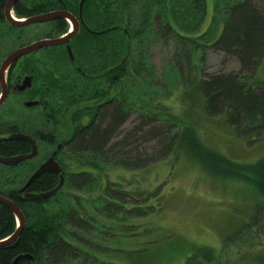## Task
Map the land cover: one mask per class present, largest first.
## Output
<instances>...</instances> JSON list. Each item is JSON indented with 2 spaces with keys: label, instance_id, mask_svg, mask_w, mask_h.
I'll return each mask as SVG.
<instances>
[{
  "label": "trees",
  "instance_id": "trees-1",
  "mask_svg": "<svg viewBox=\"0 0 264 264\" xmlns=\"http://www.w3.org/2000/svg\"><path fill=\"white\" fill-rule=\"evenodd\" d=\"M215 5L218 14L225 12L224 29L215 36L210 34V29L208 32L209 27L201 31L197 37L202 39L207 35L206 43L191 45V48L201 49L203 59L206 48L212 46L235 58L240 66L237 70L222 69L211 73L200 67L202 74L199 79L195 77L194 87L204 101L201 102L206 112L212 115L226 112L229 123L244 134L252 133L253 129L262 132L264 80L257 79L255 74L256 84L250 87L247 78L258 70L264 57V0H225L216 1ZM204 18L199 16L200 22ZM172 28L169 23L167 32L171 33ZM199 29L203 30L200 24ZM174 33L196 39L178 31ZM208 41L212 43L207 44ZM144 45L120 44L117 77L106 70L92 76L95 86L88 95L83 94L82 110L69 113L71 124L83 118V125L78 124L83 131L70 148L71 158L63 161L64 184L51 197L22 198L19 206L26 224L16 243L0 245V264H150L151 261L144 259L150 251V242L144 238L146 227L133 224L132 220H139L161 207L160 186L151 190L133 189L132 192L109 175L114 164L123 169H139L157 161L155 154L145 155L137 149L126 148L130 147L131 139L136 137L134 142L138 141L137 135L141 132L159 140L160 152L170 154L178 143L203 168L210 166L217 172L205 170L245 180L264 197V157L249 163L229 157L221 159L220 152L207 146L192 124H186L187 121H181L176 113L166 110L164 104L170 105L164 102L159 90H154L149 99L142 97V93L148 92L146 87L152 90L159 84L154 81V66L145 54ZM176 79L182 82L179 67L173 63L170 85L174 86ZM136 112L149 119L142 120L143 123L116 139L121 133L118 130ZM156 121L164 125H153ZM146 125H151L149 131ZM18 150L16 143L0 144V152L4 154ZM127 153L132 155L127 156ZM57 184L58 176L45 172L33 180L30 189L42 192ZM136 190L139 195H135ZM4 195L11 198L7 192ZM153 197H156L153 202H146ZM52 204L57 207L51 208ZM16 225L12 209L0 202V240L14 232ZM132 240L134 246L127 248ZM200 248L195 247L186 256V264H217L212 249ZM21 254H30L33 259L22 257L14 262Z\"/></svg>",
  "mask_w": 264,
  "mask_h": 264
},
{
  "label": "rangeland",
  "instance_id": "rangeland-1",
  "mask_svg": "<svg viewBox=\"0 0 264 264\" xmlns=\"http://www.w3.org/2000/svg\"><path fill=\"white\" fill-rule=\"evenodd\" d=\"M174 4H178L181 10H189L184 2ZM151 6L153 10L155 7ZM223 18L218 12L209 11L206 15L204 24L205 27L210 25L208 32L210 29L211 35L220 34L224 29ZM194 19L195 15L176 17L177 26L183 30L180 33L193 36L199 32V36L201 29L198 32L185 31L193 24ZM148 29L140 35L147 41L144 45L145 54L154 66V81L157 80L159 84L152 90L146 87L148 92L142 93V97L149 99L154 90H159L164 102L170 105L164 104V107L168 108L166 110L176 113L181 121H187L186 124H192L206 145L220 152L221 159L229 157L241 163H249L264 157V129L262 132L253 129L252 133L244 134L229 123L226 112L219 115L206 112L204 101L200 98L197 87H194L195 79H199L202 74L200 67L209 73L222 69L237 70L239 62L212 46L206 48L205 58L201 59V49L191 47L206 43L204 40L207 35L202 39L192 40L178 33L175 35V28L169 33L167 28V33L164 31L160 37V33H156L157 28ZM92 38L98 39L96 36ZM88 41L87 35L83 34V59L87 55V60L83 61V70L88 75L83 74L82 88L83 94L86 92V95L95 86L92 76L98 74L103 66V63L101 66L96 60L100 57L101 48L96 44H88ZM109 46L110 50L113 47L119 50L120 44ZM173 63L178 65L182 79V82L180 79L173 81L175 87L170 85ZM172 71L176 72V69L172 68ZM255 74L257 79L264 80V57L258 70L247 78L250 87L256 84ZM177 83L178 85H175ZM148 119L149 117L141 115L140 112L133 113L118 130L121 133L116 139L122 138L135 126L143 123L142 120ZM156 124L164 125L161 121H156L153 125ZM151 125H146L147 131ZM137 136L138 141L134 142L136 137L131 139L130 147L126 148L135 151L137 149L145 155L155 154L157 161L139 169H123L114 164L109 175L112 180L122 183L128 190L132 189V192L133 189L151 190L160 186L161 207L139 220H132L133 224L146 227L147 234L144 238L146 242H150V251L148 258H144L145 261H151L150 264H186V256L199 246L200 249H212L217 264H264V197L254 185L237 177L207 171L217 172L211 170L210 166L203 168L178 143L170 154H164L167 151L160 152L161 144L159 145L157 138L154 139L144 132ZM128 155L132 154L127 153ZM137 190L134 191L135 195L140 194ZM155 198H148L146 202L151 203ZM130 199L132 200L129 197ZM52 207L57 205L52 204ZM133 246L132 240L127 248Z\"/></svg>",
  "mask_w": 264,
  "mask_h": 264
},
{
  "label": "flooded vegetation",
  "instance_id": "flooded-vegetation-1",
  "mask_svg": "<svg viewBox=\"0 0 264 264\" xmlns=\"http://www.w3.org/2000/svg\"><path fill=\"white\" fill-rule=\"evenodd\" d=\"M216 1L225 0H16L10 12L17 18L54 16L19 26L7 17L8 0H0V144L11 142L20 148L0 155L33 154L16 163L0 160V193L7 192L11 198L7 197L20 205L22 198L35 192L30 189L33 181L23 188L28 179L51 157L59 162L65 177L63 161L71 158L70 148L83 131L78 127L83 125V118L72 124L69 119L71 111L83 108V74L88 75L83 70L87 60V55L83 59V34L88 44L101 48L96 59L101 66L103 63L100 72L112 71L117 77L119 53L114 47L110 50L109 44H146L140 34L153 27L162 37L169 23L183 32L175 18L185 15H195L185 31L198 32L200 24L203 32L209 24L205 27V18L200 22L199 16L216 13ZM175 2L186 3L188 12ZM72 31L75 33L69 40L30 50L5 66L6 59L17 50L63 38ZM198 34L192 37L198 40ZM95 36L97 40L92 38ZM25 134L34 143L21 136ZM45 172L58 176L59 183L60 173Z\"/></svg>",
  "mask_w": 264,
  "mask_h": 264
},
{
  "label": "water",
  "instance_id": "water-1",
  "mask_svg": "<svg viewBox=\"0 0 264 264\" xmlns=\"http://www.w3.org/2000/svg\"><path fill=\"white\" fill-rule=\"evenodd\" d=\"M15 1L16 0H8V2H7V15L8 16L7 17L11 22H13L16 25L23 26V25L29 24L33 21H38L39 19H51L54 17L53 15H45L44 17H37L36 16V17H30V18H26V19L17 18L13 14H11V12H10V9H11V7ZM74 33L75 32L72 31V32H69L63 38H54L53 40H51V39L50 40H43V41L39 42V44H32L28 47L17 50L16 52L12 53L6 59L5 66L10 65L17 57H19L20 55H22V54H24L30 50L36 49V48L43 46V45H46V44L47 45H57L56 43H60L62 41L69 40L74 35ZM71 55H73L72 52H71ZM21 136L25 137L26 139H28L34 143V139H32L30 136H28L26 134L21 135ZM32 155L33 154L15 155V156H11V157H4V156L0 155V160L3 162H6V163H16V162L23 160L26 157H30ZM44 171H52V172L60 173L61 179H60L59 184L50 190H46V191H42V192H31L28 194V196L51 197L63 185L64 174L62 172V167L59 164V162L57 160H55L54 157H51L50 159L43 162L41 164V166L30 176V178L28 179L27 183L25 184V186L23 188L27 187L36 177L41 175ZM0 202L8 205L12 209V211L14 212V214L17 218V221H18L16 230L14 231V233L11 234V236H9V237L0 240V245H3V244H9L18 238V236L20 235V233L23 231V229L25 227L26 218H25V214H24L23 210L15 201H13L12 199L8 198L7 196H5L4 194H1V193H0ZM22 257H29V258L33 259V256H31L30 254H21V255L17 256V258L14 260V262H17Z\"/></svg>",
  "mask_w": 264,
  "mask_h": 264
}]
</instances>
